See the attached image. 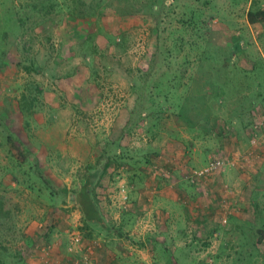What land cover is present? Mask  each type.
Listing matches in <instances>:
<instances>
[{
    "label": "rangeland",
    "instance_id": "1",
    "mask_svg": "<svg viewBox=\"0 0 264 264\" xmlns=\"http://www.w3.org/2000/svg\"><path fill=\"white\" fill-rule=\"evenodd\" d=\"M84 1L98 14L71 17L73 0H58L40 18V0H0V264H264V23L247 21L264 0ZM193 94L204 113L184 122L172 100ZM21 146L38 156L18 161ZM104 150L124 157L96 189L109 231L81 230L74 194ZM235 152L238 169L189 181ZM153 181L172 185L179 220L211 223L177 230L172 248L152 241L143 225L167 209L144 217L134 203L157 196Z\"/></svg>",
    "mask_w": 264,
    "mask_h": 264
},
{
    "label": "trees",
    "instance_id": "2",
    "mask_svg": "<svg viewBox=\"0 0 264 264\" xmlns=\"http://www.w3.org/2000/svg\"><path fill=\"white\" fill-rule=\"evenodd\" d=\"M95 6H96V4H94L93 2H87L84 0H73L72 4L69 5V8H70L69 15H71V17H75L77 14L82 15L85 12H90V14H92V12H94V13L98 14L97 13L98 7H95ZM57 7H61L60 3L58 4V0H40V18L50 15ZM16 13L17 12H15V14ZM180 21L182 22L183 20H180ZM247 21H248V23H250L252 25L257 24V23H261V24L264 23V9H258L255 11H253V10L248 11ZM185 22L187 24L192 23L191 19H189V20L185 19ZM185 22H184V24H186ZM93 36H94L93 33L90 32L88 37L91 38ZM179 41H180V43L176 44L174 46V49L179 50V51H183L185 49V45L182 41V37H179ZM192 45L193 44H189V46H192ZM88 46L90 48L89 54H93L96 52L95 46H91V44H89V43H88ZM171 99H173V96ZM203 99H204V97H202L201 95L193 94V95H189L186 97L184 96L182 98L180 97L179 102H175L172 100V102L176 105L175 106V109H176L175 117L178 119H181L185 122L184 119H186V121H187L188 118L191 117V116H189L191 113L190 112L191 108H198V107H199L198 108L199 114L204 113V110H202L203 108L201 107L202 105L199 106L200 103L203 101ZM164 100L165 101L170 100V99L169 100L166 99V94L164 96ZM186 115H188L189 117ZM204 120H205L206 124H210V120L208 118V115H206ZM194 124L196 125L197 123H194ZM195 125L188 122V126L186 125V127H187V129L192 130L191 133L192 132H198L199 135H196V136L200 137V139H204V133H203L204 130H202V128L200 129L198 127H195ZM192 135H194V134H192ZM118 138H116L115 140L117 141ZM115 140L112 143H114ZM22 148H23L22 146L16 147L17 154L15 155V158L18 161L24 162L25 156H30L34 160L36 155L34 153H31L30 151L24 152V150ZM120 154H123V153H118V154H115L113 156H106V151L104 150L102 155H101V158L99 160V162L102 159H104V161H105L103 164L102 171L99 174L100 176H97L96 173H92V174L87 173L82 179V183H81L80 188L74 194L75 200L73 202H75L77 204V206L79 207L80 212L82 214L81 230L85 229V230L91 231L93 229V227H96L100 231H105V232L109 231L108 224H107L105 218L103 217V215L101 213V207H100V204H99V201L97 198L96 189L100 185L102 177L104 176L105 172L110 168V166L114 163L119 164L118 162L122 158L124 159L123 155H120ZM151 157H152L151 155H146L145 157H143L142 159H143L144 164L150 163L151 160L153 159V157L152 158ZM126 158L128 159V157H126ZM128 164L129 163H127V166H128ZM129 166H131V164H129ZM87 170L90 171V170H92V168L89 167V168H87ZM138 172H139V170H138ZM96 176H97V179H96ZM40 177L43 180V183L44 184L46 183L45 185L48 184L49 186H52L51 182L48 179H46L45 176L41 172H40ZM28 187L32 189L33 185H28ZM46 188H47V190H50L49 187L46 186ZM59 194L61 195V197H66L67 196V190L61 189V190H59ZM8 216H9V211L4 208V205L0 199V220H4ZM260 232H261V238H264V231H260ZM118 236L121 237V234H118ZM89 237H91V236L89 235ZM0 239L1 240L4 239V236L2 237L1 234H0ZM0 251H1V249H0ZM14 259H16L13 262L14 264H25L23 257L20 254L17 255V257L15 256Z\"/></svg>",
    "mask_w": 264,
    "mask_h": 264
},
{
    "label": "crops",
    "instance_id": "3",
    "mask_svg": "<svg viewBox=\"0 0 264 264\" xmlns=\"http://www.w3.org/2000/svg\"><path fill=\"white\" fill-rule=\"evenodd\" d=\"M232 155L237 156L239 154L237 152H235ZM36 156H38V155H36ZM38 159H39V157H38ZM237 167H239V166L237 165L234 168H237ZM170 183H172V182H170ZM154 184L159 188L163 186V188H161L157 192L158 193L157 196L155 195L153 197V199H151V200L145 199V198L143 200H141V198H138V200L135 199L136 201L134 203L137 206L138 210H144V213H143L144 217L146 215L149 216L150 214H153L152 212L155 209H158V208L163 209V210L167 209V211L165 212V215L163 217H161L160 221H158V220H154V221L153 220L152 221L147 220L146 225H143L145 228L144 230H147L149 232V233L145 232L146 236H148V238H152L151 239L152 241H154L155 239H160L162 241V247L163 248L170 247V246L172 248L175 245H177V243H176V239H177L176 237L178 236V234L176 233L177 230L184 229V228L190 229L191 227L196 230V227H198V226L204 228V226L206 227V225H204V224L211 223V217L209 215L191 216L190 215L191 210H189V212H188L189 215H186V216L182 215L180 217V220L183 221L180 223L179 216L177 214H174L173 211L171 210L175 206H180L179 199H176V194L171 191L172 185H169V187H167V185H165L164 183L158 185L157 182L155 183L153 181L149 184V186H152ZM209 192H212V190L211 191L209 190ZM146 200L148 201V205H149L148 209L142 207L143 202ZM158 206H160V207H158ZM211 209H212L211 206H209V205L206 206L207 213L213 212V211H210ZM156 214H158V213H156ZM178 221H179V224H177ZM119 222H121V220H119ZM181 226H183V227H181ZM159 229H161V231ZM214 235H216V234H214Z\"/></svg>",
    "mask_w": 264,
    "mask_h": 264
},
{
    "label": "built area",
    "instance_id": "4",
    "mask_svg": "<svg viewBox=\"0 0 264 264\" xmlns=\"http://www.w3.org/2000/svg\"><path fill=\"white\" fill-rule=\"evenodd\" d=\"M253 142V141H252ZM239 162V157L226 158L222 156L215 157L207 162V164L200 169H192L189 172L188 179L191 183L212 176L216 173L224 172L227 168H234ZM222 224L226 223V219H222Z\"/></svg>",
    "mask_w": 264,
    "mask_h": 264
}]
</instances>
